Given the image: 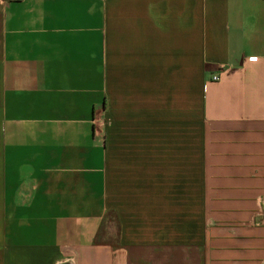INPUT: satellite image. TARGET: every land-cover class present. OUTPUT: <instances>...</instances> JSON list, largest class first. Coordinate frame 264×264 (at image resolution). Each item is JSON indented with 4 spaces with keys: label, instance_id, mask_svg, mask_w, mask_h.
I'll return each instance as SVG.
<instances>
[{
    "label": "crops",
    "instance_id": "0c3cea01",
    "mask_svg": "<svg viewBox=\"0 0 264 264\" xmlns=\"http://www.w3.org/2000/svg\"><path fill=\"white\" fill-rule=\"evenodd\" d=\"M0 264H264V0H0Z\"/></svg>",
    "mask_w": 264,
    "mask_h": 264
},
{
    "label": "built area",
    "instance_id": "2783aa9c",
    "mask_svg": "<svg viewBox=\"0 0 264 264\" xmlns=\"http://www.w3.org/2000/svg\"><path fill=\"white\" fill-rule=\"evenodd\" d=\"M212 79H213L214 81H217V80H218V76H214Z\"/></svg>",
    "mask_w": 264,
    "mask_h": 264
}]
</instances>
